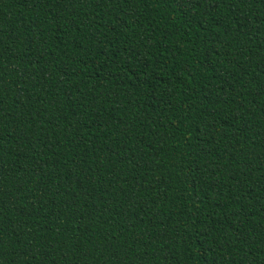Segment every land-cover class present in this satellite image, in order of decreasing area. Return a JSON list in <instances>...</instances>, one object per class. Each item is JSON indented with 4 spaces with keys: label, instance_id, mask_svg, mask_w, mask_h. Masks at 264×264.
Returning <instances> with one entry per match:
<instances>
[{
    "label": "trees",
    "instance_id": "trees-1",
    "mask_svg": "<svg viewBox=\"0 0 264 264\" xmlns=\"http://www.w3.org/2000/svg\"><path fill=\"white\" fill-rule=\"evenodd\" d=\"M0 264H264V0H0Z\"/></svg>",
    "mask_w": 264,
    "mask_h": 264
}]
</instances>
